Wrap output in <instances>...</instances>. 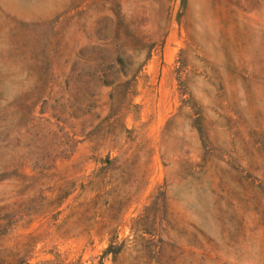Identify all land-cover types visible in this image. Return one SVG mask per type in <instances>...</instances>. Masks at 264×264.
Wrapping results in <instances>:
<instances>
[{
  "label": "rangeland",
  "instance_id": "rangeland-1",
  "mask_svg": "<svg viewBox=\"0 0 264 264\" xmlns=\"http://www.w3.org/2000/svg\"><path fill=\"white\" fill-rule=\"evenodd\" d=\"M0 264H264V0H0Z\"/></svg>",
  "mask_w": 264,
  "mask_h": 264
}]
</instances>
